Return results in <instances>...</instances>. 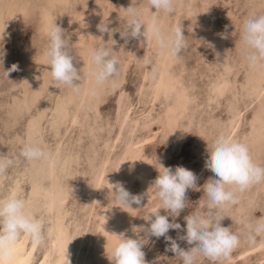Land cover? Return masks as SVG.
I'll return each instance as SVG.
<instances>
[{"label": "rangeland", "instance_id": "rangeland-1", "mask_svg": "<svg viewBox=\"0 0 264 264\" xmlns=\"http://www.w3.org/2000/svg\"><path fill=\"white\" fill-rule=\"evenodd\" d=\"M132 2L146 21L157 14L148 0H0V31L9 34L0 41V156L13 159L0 176V197L16 192L43 219L47 240L35 264L52 242L46 264H111L119 236L144 237L143 217L161 206L153 188L160 164L182 165L198 177L176 218L183 229L185 217L207 211L203 185L215 174L205 160L218 137L246 143L264 164V67L248 66L241 42L244 22L264 15V0H175L173 14L158 15L167 27L182 25L188 48L181 57L158 52L151 39L126 42L116 33L118 73L97 86L89 51L111 43L97 25L108 17L110 27L122 28ZM55 19L77 55L79 92L54 83L46 64L45 32ZM145 56L158 68L154 77ZM13 64L18 70L6 76ZM26 143L41 146L47 158L22 157ZM116 183L142 195L141 204L117 206ZM238 195L221 223L241 244L217 264H264V235L249 244L240 223L264 219V183ZM184 234L167 235L187 250L191 245L178 238ZM169 247L164 237H151L142 249L145 264H182ZM197 264L213 262L201 257Z\"/></svg>", "mask_w": 264, "mask_h": 264}, {"label": "clouds", "instance_id": "clouds-1", "mask_svg": "<svg viewBox=\"0 0 264 264\" xmlns=\"http://www.w3.org/2000/svg\"><path fill=\"white\" fill-rule=\"evenodd\" d=\"M148 5L150 10L155 9L157 14L147 21L136 3L132 2L131 6L126 8L127 14L122 28L110 27L111 21L108 17L97 25L100 33L111 37L110 44H100L89 51L90 63L93 66L91 75L97 86H103L118 73L119 60L114 55L117 40L113 38L116 33L126 42L129 39L139 40L141 37L144 40L151 39L158 52H166L177 59L187 50L188 44L182 25L167 27L158 15L160 12L173 14L175 0H148ZM55 21L56 19L48 24L45 32L48 44L44 56L51 79L58 85L70 87L73 92H79L77 81L81 80V72L75 66L77 55L70 42V36H66L64 29ZM8 35L4 28L0 31V41L4 42ZM241 42L248 66L253 69L264 67V15H253L244 22ZM3 55L2 47L0 61ZM143 64L151 65L150 76L154 77L158 68L151 58L145 56ZM17 70L18 65L13 64L10 69L5 70V75L8 76L11 71ZM20 155L31 161L45 159L48 153L37 144L26 143L22 146ZM12 164V158L0 156V176H3ZM160 166L153 188L161 206L143 217L148 222V226L143 229L144 237L137 235L136 238H131L123 234L119 236L111 255L108 256L111 264H145V253L142 249L151 237H164L170 245L167 250L179 256L182 264H197L201 257L209 259L213 264L228 259L240 246L241 238L229 227L222 226L221 222L228 216L224 209L226 206L239 204L238 193L264 183V164L254 160L246 143L231 136L218 137L211 147H208L205 160V168L215 174V178H209L203 185V191L208 197L207 211L195 212L185 217L186 226L183 229L182 225L176 222V218L187 207V191L197 188L198 177L182 165L176 166L174 170L170 166ZM112 189L114 199L118 201L117 206L131 207L132 204L140 205L142 202V195L131 194L122 183H116ZM160 209L165 210L164 215L160 214ZM240 223L245 229L249 244H254L258 236L264 235V219L252 222L245 217ZM170 230H184L185 234L178 238L187 241L191 247L187 250L181 248L175 239L167 235ZM22 236H26L36 247L43 246L47 240L43 219L30 210L25 199L16 192H11L5 197H0V264H15L17 243Z\"/></svg>", "mask_w": 264, "mask_h": 264}, {"label": "bare ground", "instance_id": "bare-ground-1", "mask_svg": "<svg viewBox=\"0 0 264 264\" xmlns=\"http://www.w3.org/2000/svg\"><path fill=\"white\" fill-rule=\"evenodd\" d=\"M33 203H35V202H33ZM53 237H55V236H53ZM52 243L53 244H51L47 248V251L45 253H43L44 255H42L43 257L41 258V260L38 263H36V264H46V262L49 259L50 254H52L51 250L53 249L54 242H52ZM260 244H262V243H260ZM36 249H37V247L33 246L26 236H22L21 239L17 243V258H16V261H15V264H33V263L35 264L36 261L34 262V253H35ZM40 257H41V255H40ZM38 258H39V256H38Z\"/></svg>", "mask_w": 264, "mask_h": 264}]
</instances>
